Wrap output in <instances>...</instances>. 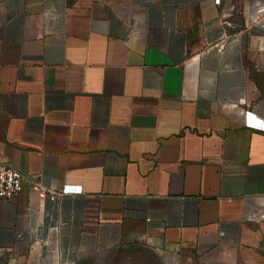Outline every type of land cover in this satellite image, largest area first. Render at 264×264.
Masks as SVG:
<instances>
[{
	"label": "crops",
	"instance_id": "crops-1",
	"mask_svg": "<svg viewBox=\"0 0 264 264\" xmlns=\"http://www.w3.org/2000/svg\"><path fill=\"white\" fill-rule=\"evenodd\" d=\"M259 8L0 0V162L23 175L0 202V264H107L130 246L264 264Z\"/></svg>",
	"mask_w": 264,
	"mask_h": 264
},
{
	"label": "built area",
	"instance_id": "built-area-1",
	"mask_svg": "<svg viewBox=\"0 0 264 264\" xmlns=\"http://www.w3.org/2000/svg\"><path fill=\"white\" fill-rule=\"evenodd\" d=\"M258 12L262 14L263 8H259ZM30 190L34 192L40 200L49 198L54 200L61 196L59 192L52 188H46L38 179L28 180ZM23 191V175L20 170L14 166L0 162V202L10 203ZM168 261L173 262V260Z\"/></svg>",
	"mask_w": 264,
	"mask_h": 264
},
{
	"label": "rangeland",
	"instance_id": "rangeland-1",
	"mask_svg": "<svg viewBox=\"0 0 264 264\" xmlns=\"http://www.w3.org/2000/svg\"><path fill=\"white\" fill-rule=\"evenodd\" d=\"M107 264H179L166 260V256L159 255L141 247L115 250L107 259Z\"/></svg>",
	"mask_w": 264,
	"mask_h": 264
},
{
	"label": "trees",
	"instance_id": "trees-1",
	"mask_svg": "<svg viewBox=\"0 0 264 264\" xmlns=\"http://www.w3.org/2000/svg\"><path fill=\"white\" fill-rule=\"evenodd\" d=\"M135 247H141V248H144V247H142V246H130V247H128V248H119L118 250L129 249V248H135ZM144 249H147V248H144ZM147 250H149V249H147ZM149 251H151V250H149ZM152 252H153V251H152Z\"/></svg>",
	"mask_w": 264,
	"mask_h": 264
}]
</instances>
